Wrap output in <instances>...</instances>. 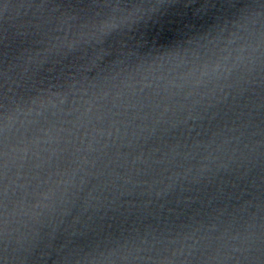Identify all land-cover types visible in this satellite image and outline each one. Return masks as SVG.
<instances>
[{
	"label": "water",
	"instance_id": "water-1",
	"mask_svg": "<svg viewBox=\"0 0 264 264\" xmlns=\"http://www.w3.org/2000/svg\"><path fill=\"white\" fill-rule=\"evenodd\" d=\"M0 264H264V0H0Z\"/></svg>",
	"mask_w": 264,
	"mask_h": 264
}]
</instances>
